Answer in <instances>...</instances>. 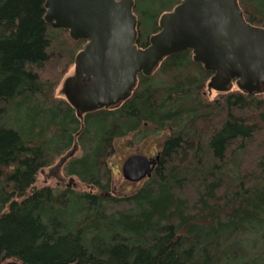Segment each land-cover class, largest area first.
Segmentation results:
<instances>
[{
	"label": "trees",
	"instance_id": "trees-1",
	"mask_svg": "<svg viewBox=\"0 0 264 264\" xmlns=\"http://www.w3.org/2000/svg\"><path fill=\"white\" fill-rule=\"evenodd\" d=\"M179 2L136 0L140 47ZM240 4L264 27V0ZM44 5L0 0V264H264V98L205 99L211 74L191 52L141 77L121 109L86 117L64 173L91 192L37 187L81 128L54 92L84 42L48 26ZM152 131L167 136L152 177L103 197L115 140Z\"/></svg>",
	"mask_w": 264,
	"mask_h": 264
},
{
	"label": "water",
	"instance_id": "water-1",
	"mask_svg": "<svg viewBox=\"0 0 264 264\" xmlns=\"http://www.w3.org/2000/svg\"><path fill=\"white\" fill-rule=\"evenodd\" d=\"M44 1L48 26L68 31L77 43L85 41L54 93L74 110L81 126L72 148L47 173L41 171L58 183L80 150L86 117L121 109L138 89L140 76L153 77L173 55L190 51L192 61L212 74L204 91L211 102L234 92L264 96V27L247 22L240 0H181L160 15V31L144 48L138 45L135 0ZM159 160L130 156L122 167L123 178L131 183L151 178Z\"/></svg>",
	"mask_w": 264,
	"mask_h": 264
},
{
	"label": "rangeland",
	"instance_id": "rangeland-1",
	"mask_svg": "<svg viewBox=\"0 0 264 264\" xmlns=\"http://www.w3.org/2000/svg\"><path fill=\"white\" fill-rule=\"evenodd\" d=\"M170 1L171 0H167V2H170ZM160 8H156L155 10H158ZM68 37L70 41H73L70 38L69 33H68ZM73 63L72 65L69 66L67 71L61 77V80L57 84V87L60 85L61 81L63 80L64 76L67 74L68 70L73 66ZM53 70L54 72L56 70L58 73L62 71L60 70V67L59 69L58 68L55 69L54 67ZM56 89H55V92H56ZM204 91L205 89L203 90V95H204ZM204 97H206L210 101L207 95H204ZM220 97H221L220 95L216 96L212 102L219 99ZM259 98H264V96H261ZM165 137L167 138L165 132L156 134L154 131H152L146 137L143 135H140L137 138H134L133 136H129V137L119 138L115 140L114 154L108 159V164L110 165V169L112 173L111 174L112 175V182H111L112 185L110 186L109 191L102 192V196L109 197V195H112L117 198H122L126 195H132L133 193H135L145 181L138 183V184L137 183L133 184L131 182H127L123 178L122 166L125 160L133 155H145L149 158L155 157L158 153L161 152L162 142L164 141ZM81 154H82V150L80 148L76 158L79 157ZM59 158L52 164L53 166L56 165ZM49 168L45 169L44 172L47 173ZM48 176L49 175L44 176L42 172L39 173L37 180H36V184L39 189L44 188V187H50L54 190L62 191L66 188H73L79 192H91V188H89L88 186H85L76 177L73 178V177L65 176L64 172L62 173L61 183H58L57 178L55 179L53 177H48Z\"/></svg>",
	"mask_w": 264,
	"mask_h": 264
},
{
	"label": "bare ground",
	"instance_id": "bare-ground-1",
	"mask_svg": "<svg viewBox=\"0 0 264 264\" xmlns=\"http://www.w3.org/2000/svg\"><path fill=\"white\" fill-rule=\"evenodd\" d=\"M80 129H81V128H80ZM79 131H80V130H79ZM83 131H84V130H83ZM83 131H82V133H83ZM82 133H81V134H82ZM76 135H77V134H76ZM76 135H75V136H76ZM75 136H74V137H75ZM80 136H81V135H80ZM67 152H68V151H67ZM67 152H66V153H67ZM66 153H65V154H66ZM65 154H64V155H65ZM147 179H150V178H145L144 180H142V181H140V182H138V183H141V182H143V181H145V180H147ZM138 183H137V184H138Z\"/></svg>",
	"mask_w": 264,
	"mask_h": 264
},
{
	"label": "flooded vegetation",
	"instance_id": "flooded-vegetation-1",
	"mask_svg": "<svg viewBox=\"0 0 264 264\" xmlns=\"http://www.w3.org/2000/svg\"><path fill=\"white\" fill-rule=\"evenodd\" d=\"M135 3H136V0H135ZM136 8H137V3H136ZM136 10V9H135ZM212 77V75H210V77L208 78V80ZM207 80V81H208ZM204 97V96H203ZM205 99H207L206 97H204ZM208 100V99H207ZM50 188V187H49ZM52 189V188H51Z\"/></svg>",
	"mask_w": 264,
	"mask_h": 264
}]
</instances>
